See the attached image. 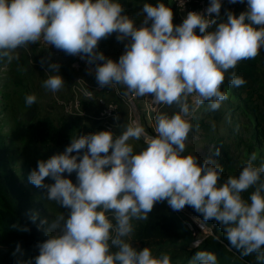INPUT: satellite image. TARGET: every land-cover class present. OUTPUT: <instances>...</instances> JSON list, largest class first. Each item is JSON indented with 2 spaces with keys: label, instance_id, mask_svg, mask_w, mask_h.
I'll return each instance as SVG.
<instances>
[{
  "label": "clouds",
  "instance_id": "1",
  "mask_svg": "<svg viewBox=\"0 0 264 264\" xmlns=\"http://www.w3.org/2000/svg\"><path fill=\"white\" fill-rule=\"evenodd\" d=\"M220 9V0H210L206 13L189 11L182 24L174 25L173 11L165 3H145L144 25H151L137 28L122 15L117 0H0V58L10 62L17 49L43 39L68 55L87 57L90 64L104 61L95 68L101 88L122 85L136 96L150 95L157 104L179 109L171 116L156 115L155 137H147L134 122L119 136L108 130L74 138L63 153L37 162L29 182L70 213L56 216L48 239L39 244L35 264H171L168 254L154 257L148 247L138 251L125 239L134 231L132 220H147L154 204L162 201L174 211L190 206L204 221L215 220L232 248L241 256L256 253L258 264H264V164L254 166L257 153L238 177L229 176L219 186L223 167L183 154L195 111L189 97L196 106L208 102L209 110H218L228 99L221 91L226 74L232 86L246 84L229 70L255 59L264 48V0H247L246 11L238 16L228 12L226 21L218 22ZM113 33L118 41L130 38L118 62L96 51L99 41ZM59 67L48 66L55 74L43 86L52 92L65 85ZM36 100L30 94L25 103L31 106ZM142 137L146 148L134 152L129 141ZM73 172L76 184L62 175ZM46 178L54 183L45 184ZM250 188L255 190L249 203L242 193ZM189 264H217V258L198 251Z\"/></svg>",
  "mask_w": 264,
  "mask_h": 264
},
{
  "label": "rangeland",
  "instance_id": "2",
  "mask_svg": "<svg viewBox=\"0 0 264 264\" xmlns=\"http://www.w3.org/2000/svg\"><path fill=\"white\" fill-rule=\"evenodd\" d=\"M117 2L124 9L122 15H127L132 19L135 22L134 26L137 28L141 26L150 27L151 25V21L148 22V25H144V17L146 14L142 11L143 5L149 3L155 6L159 3L158 0H117ZM173 24L180 25L176 13H173ZM116 36L117 34L113 33L106 39L100 40L96 49V51L103 53L106 59H111L114 62H118L119 57L124 53L125 44L130 43V38H126L124 41H118ZM42 52V57L44 58L39 56ZM12 55L14 58L10 62L7 58H0V132L5 136V150L8 152L6 157L10 158L18 174H21L20 167L24 163L28 165L24 183L32 192L33 200L42 207L45 217L54 216L56 218V216L63 214L67 218L70 213L69 209L57 204L55 201L48 200L45 189L37 188L29 182V174L32 170L37 169V162L46 161L52 156L50 155L51 150L43 146L44 142H42L40 136L30 125L48 115L60 123L59 125L62 123L66 124V119H76L75 122L77 123L78 129L72 133V138L69 140L67 146L70 145L74 138L96 133L100 127L99 124L82 117H68L59 104L61 99H67L71 96L72 86L75 83L76 77L82 76L90 81L96 82L95 75L91 73L86 63L76 55H68L52 45H47L46 42L41 44L39 41L25 48H19ZM35 57H37L36 62L34 61ZM52 63L59 64L58 74L62 76L65 82L64 87L57 92H52L43 86L44 81L50 75L55 74L48 72V66ZM96 63L102 64L104 61H96ZM260 71L259 69L258 72L260 73ZM262 84L264 85L263 80L258 85L251 83L250 87L234 88L231 94L234 98L232 100L234 102L233 105H237L236 113H234L235 111L233 109L231 110V106L228 109L229 105H225V102L227 103V100L230 98V94L227 92L228 99L223 101L219 108L220 113L222 112L221 118L220 115L218 116L219 119L213 118V111H208V115L210 116L208 118L209 124L205 121L204 128L197 127L196 129H194L196 124L191 119L193 129L188 135L184 155L192 154L196 156L198 163L201 164L205 159L214 161L216 164L218 163V157L221 159V164L227 159V163L223 164V169L230 174L229 176L236 177L242 167L246 165L239 162L241 158L242 160L245 158L242 152L245 150L242 147L254 141V130L251 127V118L248 117L249 113L245 110L241 111L238 105L239 100L236 98L237 95H240L242 103L244 94L247 96L250 89H258L253 93L254 96L252 97L254 98V103L260 104L261 102L257 101L255 95L264 94V87L263 89L259 88ZM118 86L122 91V85ZM106 89L110 90V92L106 91L103 95L112 97V88L106 87ZM30 94H35L37 97L36 102L31 106L25 103L26 96ZM108 97H103V100L107 102ZM116 101L119 104L120 112L126 113V115L124 114L125 122L122 124L123 130H125L129 125L127 105L120 99H116ZM138 107H141L140 103H138ZM230 110L231 114H233L232 117L229 113ZM176 112H178V109L176 107L174 108V105H165L160 109L159 113H166L171 116ZM142 125L145 133L154 135L147 121L142 119ZM211 138H213V141H209ZM129 143L137 151L147 146L142 138L140 140L132 139ZM217 149H219V155L216 156ZM42 151H48V153L42 156ZM60 153H63V151ZM75 154L72 153V155ZM230 161H232V164H229ZM63 175L64 177L76 180L75 172L70 175L68 173H64ZM44 183L53 184L54 180L46 178ZM181 211L186 213L188 218L195 223L198 234L203 233L208 235L212 233L211 227H208L198 215L202 223L185 209ZM109 216L112 219V213H109ZM135 221L136 219L132 220V225ZM113 223H115L114 220ZM130 238L127 237L125 239L130 240ZM0 253H3L2 250H0Z\"/></svg>",
  "mask_w": 264,
  "mask_h": 264
},
{
  "label": "trees",
  "instance_id": "3",
  "mask_svg": "<svg viewBox=\"0 0 264 264\" xmlns=\"http://www.w3.org/2000/svg\"><path fill=\"white\" fill-rule=\"evenodd\" d=\"M245 2L247 0H244L243 3H236L238 5L237 16L241 12L246 11L242 8V4ZM228 12L227 5H224L221 8L218 22H221L224 14ZM179 24L181 23L179 22ZM42 54L43 52L39 56L44 58ZM36 59L37 57L34 59L35 62L37 61ZM261 63L262 59L258 55L255 59L240 62L237 68L229 70V73L235 71L237 76L246 81V84L240 87H250L251 83L258 85L261 80L264 81V65L261 66ZM96 64L92 65L96 67ZM259 69L261 70L260 73L258 72ZM227 76L228 74H226V79L221 86V91L229 92L230 98L227 103L225 102V105H229L228 109L231 106V110L233 109L234 113H236L237 105H233L234 102L232 100L234 98L231 94L236 87L229 83ZM263 87L264 85L262 84L259 88L263 89ZM256 90L258 89H250L247 96L244 94L242 103L240 95H237L236 99L241 103L237 101L241 111L245 110L249 113L248 117L251 118V127L254 130V141L242 147L245 150L242 151L245 158L244 160L241 158L239 162L246 164L250 155L255 152L257 153V159L253 163L254 166L259 167L264 164V94L255 95L257 101L261 102L256 104L253 102L254 98L252 97ZM173 105L174 108H177V105ZM208 111L211 110H209V104L206 102L204 108L200 111L201 113L191 118L196 124L194 129L197 127L204 128V122L207 121L206 123H208V118L210 117ZM221 114L222 112L220 113L218 109L213 111L212 117L219 119L218 116L220 115L221 118ZM232 116L233 114H231ZM75 120L66 119V124L62 123L59 125L60 123L48 115L30 126L44 142L43 146L51 150L50 155L53 156L65 151L69 140L72 138V133L78 129ZM209 141H213V138L209 139ZM48 151H42V156H45ZM134 152L139 151L134 148ZM7 153L5 150V136L0 132V250L3 252L0 253V264H35V257L39 255V244L48 239V232L55 217H45L42 207L33 200L32 192L25 185L24 179L26 178L28 165L24 163L20 167L21 174H18L10 158L6 157ZM226 160L221 164V159L218 157L217 164L223 167V164L227 163ZM229 164H232V161ZM239 172L236 175L237 177ZM229 175L223 169L222 176L218 180V186L223 184ZM65 178L70 179L74 184L77 182L75 179ZM261 179L264 180V177L262 176ZM254 190L255 188H250L243 192V199L250 203L249 197ZM186 208L198 215L208 227H211L212 233L208 235L198 234L195 223L188 218L186 213L181 210L174 211L167 201H162L154 204L147 220H136L134 222V231L129 240L132 246L138 251L148 247L152 251L153 256L157 258L162 254H168L171 258V264H189L198 251L215 254L217 264H258L256 253L241 256L240 251L231 247L221 224L215 220L204 221L202 215L197 213L192 207L186 206ZM33 216H35V220H33ZM24 228H27L28 231H23L22 229ZM196 241L197 243L194 244Z\"/></svg>",
  "mask_w": 264,
  "mask_h": 264
},
{
  "label": "built area",
  "instance_id": "4",
  "mask_svg": "<svg viewBox=\"0 0 264 264\" xmlns=\"http://www.w3.org/2000/svg\"><path fill=\"white\" fill-rule=\"evenodd\" d=\"M169 1L172 2L178 21L181 24L189 11L203 14L206 13V9L210 4V0ZM220 2L221 8L224 5H227L228 11L237 16L238 5L236 3H230L229 0H220ZM242 8L247 10V2L242 4ZM195 32L197 35H200L198 29H196ZM40 43L43 44L45 42L43 41V39H41ZM91 73L95 75V70L91 71ZM110 88H112L111 90L113 91L112 97L104 96L103 93L106 91L110 92V90H107L106 87L101 88L97 84V82L90 81L82 76H78L76 77L75 83L72 86L71 96H69V98L67 99H61V101H59V104L68 117L86 118L88 120H91L93 123L99 124L100 127L98 131L111 130L114 133V130L117 126V120L114 119V117H117L120 113L119 104L116 99H120L123 103L127 105V116L129 125L133 124L134 122H137L136 117L134 116V113L131 108V105L133 104L138 112L140 123L142 124V119L147 121L148 126L153 131V136H156L155 117L160 112V109L165 106V104L155 103L150 95L139 97L136 96L134 93H129L127 92L124 86H122V91L120 90V87L118 85H114ZM86 90L91 92L90 97L84 95V92ZM103 97H108L107 102L103 100ZM188 102L190 108H195V111L192 113L191 118L196 117L198 115V112L206 103L205 102L202 105L196 106L195 99L192 96L189 97ZM138 103H140L141 105L140 108L138 107ZM142 139L146 142L144 137H142ZM110 153L111 149L109 150V154ZM82 155L83 152L81 153V156ZM109 219H111L110 216Z\"/></svg>",
  "mask_w": 264,
  "mask_h": 264
},
{
  "label": "crops",
  "instance_id": "5",
  "mask_svg": "<svg viewBox=\"0 0 264 264\" xmlns=\"http://www.w3.org/2000/svg\"><path fill=\"white\" fill-rule=\"evenodd\" d=\"M158 2L159 3H161V2L165 3L166 6H168V7H170L172 9L174 14L176 13L174 8H173V5L169 3V0H158ZM226 19H227V13L224 14V17L222 18L221 21H226ZM257 27H259V26H257ZM210 30H212V29H210ZM259 55H260V57L262 59L261 66H263L264 65V48H261ZM204 106H205V104L203 105L202 109L204 108ZM177 109H178V106H177ZM178 111H179V109H178ZM200 111L198 112V114L201 113ZM124 114L126 115L125 112H120L119 115H118L119 119L117 120V126H116V128L114 130V135L115 136H119L124 131L123 128H122L123 127L122 124H124V122H125V115Z\"/></svg>",
  "mask_w": 264,
  "mask_h": 264
},
{
  "label": "water",
  "instance_id": "6",
  "mask_svg": "<svg viewBox=\"0 0 264 264\" xmlns=\"http://www.w3.org/2000/svg\"><path fill=\"white\" fill-rule=\"evenodd\" d=\"M169 3L172 4L171 1H169ZM76 56H77L79 59H81L82 61H84V62L86 63V65H87V67L89 68L90 71L95 70V67H94L92 64H90V63L87 62V58H86V57H84V58L82 59L80 55H76ZM131 108H132V111H133V113H134V116L136 117L137 122L140 123V118H139L138 112H137V110H136V108H135V106H134L133 104L131 105ZM140 124H141V123H140ZM141 125H142V124H141ZM145 135H146L147 137H155V136H153V135H151V134H148V133H145ZM183 209H185L187 212H189L190 214H192V215H193V216H194L199 222L202 223L201 219H200L197 215L193 214L189 209H187L186 206H185ZM204 225H205V224H204Z\"/></svg>",
  "mask_w": 264,
  "mask_h": 264
}]
</instances>
